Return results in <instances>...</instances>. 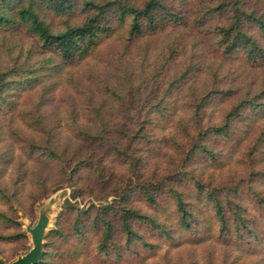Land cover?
<instances>
[{"label":"trees","instance_id":"obj_1","mask_svg":"<svg viewBox=\"0 0 264 264\" xmlns=\"http://www.w3.org/2000/svg\"><path fill=\"white\" fill-rule=\"evenodd\" d=\"M242 157L264 212V0H0L4 259L28 243L11 199L33 215L69 178L103 204L67 201L40 264H150L209 241L264 264L247 192L217 181Z\"/></svg>","mask_w":264,"mask_h":264},{"label":"rangeland","instance_id":"obj_2","mask_svg":"<svg viewBox=\"0 0 264 264\" xmlns=\"http://www.w3.org/2000/svg\"><path fill=\"white\" fill-rule=\"evenodd\" d=\"M210 58V64H212L216 57H209ZM212 58V59H211ZM260 71H247V73L243 74L239 81L242 83L241 86L244 88L246 86H250L251 84H259V77ZM240 77V76H239ZM255 85V86H256ZM174 147V146H173ZM175 150V149H174ZM171 151L167 153L161 161V163L158 164L160 159H154V162L151 164L152 170L159 165L160 167V173L162 171L164 172H170L173 168V165L178 160L177 156L174 154L175 151ZM228 161V160H227ZM241 162L237 163V166H230L224 169L223 171L219 172L217 174V181L218 183H228L234 185L236 183H240L239 185H242L240 180H243L246 177L247 171V165H244V157L240 159ZM237 162V160L233 161ZM74 187L70 183L69 178L67 181L61 185L56 186L53 188L47 195L44 196V198L40 201H38L34 206V214H28L22 208L19 207V205L11 199L12 206L18 213V220L17 223L22 228V234L28 238V243L25 245L18 244L15 246L17 249L14 257L10 260L4 259L1 254L0 256L4 260V264H11L14 262L18 257L23 256L27 254L31 248H32V239L30 234L27 232L28 228L36 226L38 223L40 216L42 213L47 214L50 220V224L48 227V237L45 240V247L48 243V238L52 231H54L57 227V221L58 216L62 212L63 208L65 207L67 201L70 200V203L75 205L79 208H87L90 203L94 204H103V202L96 201L93 198H90L88 200H82L80 197H74L73 195ZM247 192V196H243V202L247 203L250 208L253 210L252 215L256 216L258 218L257 224L258 229L260 232H264V212L261 210L256 211L255 209V200L251 198V195L248 193L246 186L242 185V191L239 192L241 194L242 192ZM111 200V199H110ZM240 200L242 198L240 197ZM162 222L168 224V226H172V221H167V217H162L160 219ZM217 242V241H216ZM215 241H209L205 244H189L184 243L179 248H168L165 247L162 251L159 252V256L156 257V259H153L150 264H250L254 259L246 258L244 255H239L238 253H235L234 251L230 252V256L227 257L224 255V251L226 250L225 247L221 246L218 242Z\"/></svg>","mask_w":264,"mask_h":264},{"label":"water","instance_id":"obj_3","mask_svg":"<svg viewBox=\"0 0 264 264\" xmlns=\"http://www.w3.org/2000/svg\"><path fill=\"white\" fill-rule=\"evenodd\" d=\"M49 222L47 214L42 213L36 226L27 229L32 239V248L27 254L18 257L11 264H40L42 262L45 253V240L48 237ZM0 264H4L1 256Z\"/></svg>","mask_w":264,"mask_h":264}]
</instances>
